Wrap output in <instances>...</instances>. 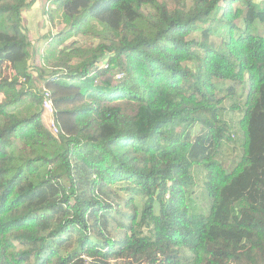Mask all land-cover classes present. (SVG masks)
<instances>
[{
  "label": "trees",
  "instance_id": "16d2710c",
  "mask_svg": "<svg viewBox=\"0 0 264 264\" xmlns=\"http://www.w3.org/2000/svg\"><path fill=\"white\" fill-rule=\"evenodd\" d=\"M36 1L0 0V264H264V0H53L69 136Z\"/></svg>",
  "mask_w": 264,
  "mask_h": 264
},
{
  "label": "rangeland",
  "instance_id": "374dc122",
  "mask_svg": "<svg viewBox=\"0 0 264 264\" xmlns=\"http://www.w3.org/2000/svg\"><path fill=\"white\" fill-rule=\"evenodd\" d=\"M23 17L25 19L26 28H28V36L31 42L33 43V47L39 48V52L37 54H32V58L29 59V73L32 76V79L35 81L33 90L37 92H41L43 89V83L41 82V79L39 80V73L37 71L38 67L45 65V56L43 55L44 49L48 46V44L54 40V38L58 35L60 31L64 29L65 23L61 20V11L57 8L55 2L53 0H37L35 2V6L29 10H26L23 13ZM258 30L261 35L264 36V24H258ZM45 37H48V41L45 40ZM73 39L68 42V44L72 43ZM91 42L94 43L92 40ZM33 47L31 49H33ZM7 57V56H6ZM7 59V58H6ZM76 63L80 61L79 58H77ZM11 63V62H10ZM9 64V63H8ZM49 69V67H48ZM51 69V68H50ZM56 67H53L52 70H55ZM9 73V80L12 77L11 72ZM21 82L25 81L24 77H21ZM246 87H241V85H238L237 87V94L234 96L235 99L227 100L225 102V106L227 111L225 112V118L227 121L232 123L233 125V138L236 139L237 144H239L240 137H242V132L237 133L235 124L238 126V123L243 115V110L237 108L232 109V104L235 105H242L245 102L246 99ZM58 95L60 97L67 95L66 91H61ZM4 95L0 93V102L4 100ZM60 103L64 104L65 102L61 101ZM46 115L47 112L45 111ZM45 115V116H46ZM46 119L47 122V116L44 118V121ZM67 125L69 126L70 132H72V125L73 122L70 121V118L65 119ZM235 153L237 154V151L235 150ZM233 158H235V154L233 153V156H231L230 159H227L224 164L226 167H232ZM196 171V170H195ZM198 171V170H197ZM196 171V177H198V184H202L203 180L201 178V173ZM196 194L200 197V201H202L204 204L209 203V200H207V196L205 198V191L200 189L199 187H195ZM196 195V196H197Z\"/></svg>",
  "mask_w": 264,
  "mask_h": 264
},
{
  "label": "built area",
  "instance_id": "2783aa9c",
  "mask_svg": "<svg viewBox=\"0 0 264 264\" xmlns=\"http://www.w3.org/2000/svg\"><path fill=\"white\" fill-rule=\"evenodd\" d=\"M42 97H43V107L47 112V125L49 130L56 136L60 134H67L64 129L61 127L60 122L58 120V109L56 108L55 100L52 92L43 87L42 89Z\"/></svg>",
  "mask_w": 264,
  "mask_h": 264
}]
</instances>
